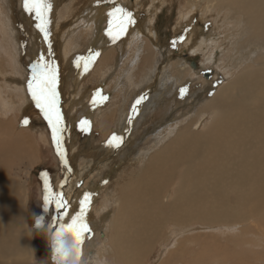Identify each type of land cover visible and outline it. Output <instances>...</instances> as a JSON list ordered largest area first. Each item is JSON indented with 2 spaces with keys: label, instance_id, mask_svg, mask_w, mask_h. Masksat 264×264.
I'll list each match as a JSON object with an SVG mask.
<instances>
[{
  "label": "rangeland",
  "instance_id": "obj_1",
  "mask_svg": "<svg viewBox=\"0 0 264 264\" xmlns=\"http://www.w3.org/2000/svg\"><path fill=\"white\" fill-rule=\"evenodd\" d=\"M4 2L6 4H0V22L8 20L10 28L6 35L0 28L3 42L0 49V143H7L12 148L21 142L17 153L13 155L14 160L21 159L11 171L23 182L25 188V219L31 227L30 243L35 249L33 263L51 264V249L47 240L42 234L32 231L33 214L44 215L46 225H50L53 216H58L59 213L54 204H50L48 211L44 212L45 184L50 186L51 192L68 200V205L74 200L78 204V211L84 193H91L90 203L87 205V219H91L88 221L89 225H92V218L99 213L108 214L106 223L109 232L114 221L113 215L119 211V191L138 178L149 156L177 131L175 127L157 147L151 150L147 148L148 142L161 130L155 131L146 121L151 117H162L163 114L161 109L150 110L153 104L150 101L154 93L162 89L161 81L170 70V65L178 59L190 65L191 61H195L198 67L194 69L191 66L195 74L193 77L201 76L207 81L205 91L229 83L242 73L243 66L238 65L246 59L244 52L249 51L245 38L249 40V44L256 46L254 51H264V25L261 23L264 18L256 5L245 6L244 0H50L52 7L47 13L48 35L45 36L36 27L38 21L35 14L24 9L23 0ZM223 4H227L228 8H223ZM116 6L130 12L134 22L128 24L125 31L113 39L108 34V13ZM209 6L212 9L210 13L206 10ZM253 19L260 28L252 26ZM81 29L83 31H79ZM245 30H249V33H245ZM11 35L15 38L10 41L8 36ZM145 40L147 42L144 44L149 43L158 48V56L159 53L167 56L165 63L160 64L154 70V75L149 76L151 78L145 75L147 81H144V75L138 77V72L142 70V62L138 60V56L143 53ZM66 45L70 49L68 54ZM96 48L99 49L95 51ZM42 54L45 61H51L57 68L58 99L62 98L59 99V108L65 126L59 147L53 141L48 121L28 91L31 65ZM260 57L253 55L244 65H250L247 68L250 71L262 69L264 59ZM127 72L134 75L133 81L132 78L128 79ZM207 72L211 73L209 79L205 76ZM170 82L172 85V80ZM172 87L171 90L163 87L166 93V96L163 95L164 101L170 111L179 104L176 95L178 88L175 84ZM5 94L8 101L3 100ZM141 96L144 99L136 107V114L133 105ZM72 99L77 104L70 105ZM5 106L8 109H4ZM185 109L179 108V113H186ZM24 120L28 123L24 124ZM84 120L88 121L86 129L80 124ZM164 133L165 131H161V134ZM113 134L123 138L118 148L106 143ZM14 135L15 140H7ZM60 153L64 154L67 164L62 163ZM137 157L139 163L134 162ZM40 165L47 168L44 173ZM38 167L39 172L33 174ZM76 198L78 199L75 200ZM103 198L108 199L109 205L104 212L100 211ZM199 209L195 207L192 211ZM196 221L193 222L194 232L188 230L193 232L192 235L182 232L190 223L168 221L162 226L156 245V251L160 252L161 257H168L171 252H180L183 257L179 259V264H187L197 255L206 259L215 257L212 242L216 235L195 227ZM241 223V228L244 229L247 224ZM98 228L100 232L106 233L105 227L98 225ZM248 230L252 232L247 235L257 244L260 254H264V227ZM92 233L91 230L82 244L84 256L87 253V238ZM95 234L99 237L97 231ZM234 234L236 232L225 234L224 239H231ZM190 236L197 237L198 241H187ZM172 239L174 245L170 244ZM163 248L166 249L162 251ZM91 249L99 259L96 253L100 247L92 246ZM108 249L103 251L105 256L102 254L103 259H108V262L101 256L102 264H116L112 260L114 252H111L110 247ZM157 263L158 261L155 262ZM214 264L225 263L216 261Z\"/></svg>",
  "mask_w": 264,
  "mask_h": 264
},
{
  "label": "bare ground",
  "instance_id": "obj_2",
  "mask_svg": "<svg viewBox=\"0 0 264 264\" xmlns=\"http://www.w3.org/2000/svg\"><path fill=\"white\" fill-rule=\"evenodd\" d=\"M4 1L0 0V4H6ZM206 1L211 2V0ZM244 1L245 6L256 5L264 18V0ZM222 7L228 8V5L223 4ZM206 10L210 13L211 6ZM1 22L4 23L3 20ZM2 23L0 28L2 27L4 33L1 32L6 35L10 22L5 20V23ZM261 23L264 25V20ZM252 26L260 28L255 19ZM105 28L107 29L106 26ZM244 32L249 33V30ZM13 37L8 36L9 40H14ZM245 41L248 42L249 51L244 52L243 56H246V59L238 65V67L243 66L242 73L233 81L220 87L215 86L212 90L205 91L207 81L201 76L193 77L195 74L190 63L178 59L170 65V70L161 81L162 89H157L150 101L153 103L150 110L161 109L162 117H151L152 119L146 121L155 131L161 130L165 133L161 134V131L157 133V136L148 142L147 148L151 150L157 147L160 142L168 138L175 127L177 131L149 156L138 178L119 191V211L113 215L111 230L107 231L108 214L99 213L92 218L94 221L89 226L93 233L87 238L88 240L86 239L88 247L85 249L87 250L84 256L85 264H102L103 251L109 250V247L111 252H114L112 260L116 264H155L157 261V264H179V259L183 257L182 253L171 252L168 257L163 258L160 252L156 251L160 229L168 221L190 223L182 229V232L192 235L193 222L196 220L202 223L196 221L195 227L216 235L212 242L216 255L207 259L197 255L187 264H214L216 261L225 264H264V254H260L257 244L247 235L248 232H252L248 229L264 227V71L262 70L264 68L250 71L247 69L250 65H244L253 55H259L260 59H264V51L262 49L254 51L256 46L249 44L247 38ZM0 42L1 49L3 45L1 38ZM145 42L147 41L145 40L143 44ZM153 46L149 43L144 44L143 53L138 56V60L142 62V70L138 72V77L144 75V81L148 80L145 75L152 76L154 70L165 63L167 57L163 53L162 55L159 53L158 56V48ZM98 49L96 48L95 51ZM69 50L67 46V54ZM11 59L10 56L9 61ZM103 60L105 61L106 58ZM127 73L128 79L132 78L133 81L134 75ZM128 79L126 77L127 81ZM171 80L178 88L176 95L179 104L170 111L164 101L163 95L166 96V93L163 90L165 87L168 88L167 90L173 88V84H169ZM181 89H185L183 96L180 94ZM73 99L70 105L77 104ZM3 100H9L6 94L3 95ZM179 108L187 112L179 113ZM4 109L8 107L5 106ZM15 138L14 135L7 140H15ZM20 145V141L12 148L8 147L7 143H0V264H34L35 249L31 246L29 236L31 227L27 225L25 219V188L23 182L11 171L21 159H13ZM134 162H140L138 157ZM134 162L132 165L135 164ZM108 206V199L103 198L100 211L104 212ZM195 207L200 209L193 212ZM64 211L66 212L64 219L67 221L77 213L78 204L73 200ZM56 217L58 216L54 215L50 223L53 229L57 225ZM87 220L91 221L89 218ZM241 222L247 224L244 229L241 228ZM98 225L105 227L106 233L100 232ZM96 231L99 237L96 236ZM233 232L236 234L231 239H224L225 234ZM186 240L197 242L198 238L190 236ZM170 244L174 245L173 239ZM92 246L100 247L98 252L95 249L99 259L91 249ZM165 249L163 248L162 251ZM103 260L108 262V259Z\"/></svg>",
  "mask_w": 264,
  "mask_h": 264
},
{
  "label": "snow or ice",
  "instance_id": "obj_3",
  "mask_svg": "<svg viewBox=\"0 0 264 264\" xmlns=\"http://www.w3.org/2000/svg\"><path fill=\"white\" fill-rule=\"evenodd\" d=\"M23 7L29 13H34L36 20L38 21L36 27L45 34L48 35L47 25L49 23L47 19V13L51 10L50 0H23ZM109 27L108 34L113 39L117 38L119 34L125 31L128 24L133 23L132 14L123 7H113L108 13ZM174 46V44H173ZM89 60L91 58H88ZM87 67V64L84 65ZM57 68L51 61H45L43 55L38 57L37 61L31 65V77L28 81V91L30 92L32 99L35 101L36 106L40 109L44 118L48 121V124L52 130L53 141L59 145L62 143V134L65 131L63 123V115L59 108V99L57 91ZM185 89L180 90L181 96H183ZM144 99L143 96L138 98L133 105V111H136L137 105ZM24 124L28 121L24 120ZM83 129L88 126V121L84 120L80 122ZM123 138L113 134L106 142L111 147L118 148ZM62 163L67 164V160L63 153H60ZM91 193L85 192L83 199L80 201V210L72 215L71 218L65 221L64 217L68 202L63 199L62 195L53 193L50 191V186L45 184V196L44 204L49 206L54 204L59 212L56 217V224L59 228H65L72 231L79 245L84 243L85 237L91 232L89 222L87 220V205L90 203Z\"/></svg>",
  "mask_w": 264,
  "mask_h": 264
},
{
  "label": "clouds",
  "instance_id": "obj_4",
  "mask_svg": "<svg viewBox=\"0 0 264 264\" xmlns=\"http://www.w3.org/2000/svg\"><path fill=\"white\" fill-rule=\"evenodd\" d=\"M48 211V206L44 204V212ZM32 231L42 234L51 249V264H85L82 245L76 241L72 231L59 228L57 224L53 229L51 225H46L44 215H32Z\"/></svg>",
  "mask_w": 264,
  "mask_h": 264
},
{
  "label": "water",
  "instance_id": "obj_5",
  "mask_svg": "<svg viewBox=\"0 0 264 264\" xmlns=\"http://www.w3.org/2000/svg\"><path fill=\"white\" fill-rule=\"evenodd\" d=\"M191 66L194 68V69H197V63L195 61H191ZM206 77H210L211 76V73L210 72H207V74L205 75Z\"/></svg>",
  "mask_w": 264,
  "mask_h": 264
},
{
  "label": "trees",
  "instance_id": "obj_6",
  "mask_svg": "<svg viewBox=\"0 0 264 264\" xmlns=\"http://www.w3.org/2000/svg\"><path fill=\"white\" fill-rule=\"evenodd\" d=\"M40 166H41V165H40ZM41 168H43V169H41V171H42L43 173L47 170V168L45 169L43 166H41ZM36 172H39V167H38L36 170L33 171V174L36 173ZM40 173H41V172H40ZM33 174H32V176H33Z\"/></svg>",
  "mask_w": 264,
  "mask_h": 264
}]
</instances>
